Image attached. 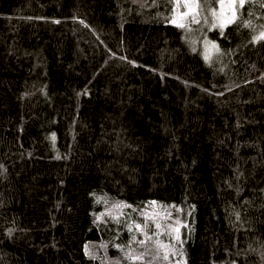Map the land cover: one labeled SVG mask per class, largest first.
<instances>
[{
  "label": "trees",
  "instance_id": "obj_1",
  "mask_svg": "<svg viewBox=\"0 0 264 264\" xmlns=\"http://www.w3.org/2000/svg\"><path fill=\"white\" fill-rule=\"evenodd\" d=\"M194 1L0 0V264H264V0Z\"/></svg>",
  "mask_w": 264,
  "mask_h": 264
},
{
  "label": "rangeland",
  "instance_id": "obj_2",
  "mask_svg": "<svg viewBox=\"0 0 264 264\" xmlns=\"http://www.w3.org/2000/svg\"><path fill=\"white\" fill-rule=\"evenodd\" d=\"M179 4L184 7V11L179 14V18L184 20L185 19H192L193 16L189 14H195L194 8L196 7V3L194 0H178ZM231 1V2H230ZM232 0H224L223 4L219 2L218 7L215 10H211L205 12L206 18L203 19L205 23L208 25L215 24L216 26L224 25V22L227 20L228 15L231 12V6L233 5ZM211 18V20H210ZM215 19V23H214Z\"/></svg>",
  "mask_w": 264,
  "mask_h": 264
},
{
  "label": "snow or ice",
  "instance_id": "obj_3",
  "mask_svg": "<svg viewBox=\"0 0 264 264\" xmlns=\"http://www.w3.org/2000/svg\"><path fill=\"white\" fill-rule=\"evenodd\" d=\"M220 2H221V4H223L224 0H220ZM233 2H235V0H233ZM244 2H245V0H239V6L243 7ZM180 26L182 27L183 25H180ZM262 37H264V34H262ZM137 227H139V226H137Z\"/></svg>",
  "mask_w": 264,
  "mask_h": 264
}]
</instances>
